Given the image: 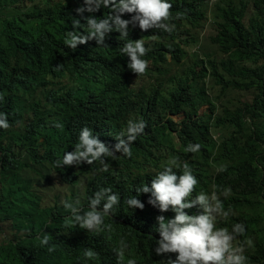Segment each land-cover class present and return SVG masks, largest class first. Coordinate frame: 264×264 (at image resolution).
<instances>
[{
	"label": "trees",
	"instance_id": "16d2710c",
	"mask_svg": "<svg viewBox=\"0 0 264 264\" xmlns=\"http://www.w3.org/2000/svg\"><path fill=\"white\" fill-rule=\"evenodd\" d=\"M211 4L179 0L170 10L175 30H157V37L170 49L174 68L164 60L153 64V84L128 82L121 90L96 91L82 89L79 83L62 85V72L75 77L94 68L123 80L128 67L116 34L105 45L92 40L75 51L65 46L67 32L87 31L86 20L76 12L85 6L84 0H0V113L7 114L11 125L0 129V221L7 214L23 224L28 217L39 224L38 232L0 244V264H117L115 249L121 240L128 245L124 264L130 258L137 264L175 259L176 254H164L165 260L156 254L160 212L148 203L150 193L136 192L170 157L188 163L200 189L211 193L215 186L224 209H231L217 227L231 231L234 224L243 223L245 235L235 243L251 239L252 247L246 246L244 253L247 264H264V0ZM109 13L101 7L83 16L103 18ZM203 18L210 21L211 48L201 56L203 46L191 61L181 63L185 45H200L195 30L204 28ZM73 19H80L79 29ZM230 91L244 98L219 105ZM181 111L183 118L175 120L172 115ZM129 119L156 125V135L146 133L131 144V158L121 153L106 158L108 171H99L96 162L55 166L65 152L75 150L83 127L113 146ZM190 143L199 144L200 151L186 152ZM224 165L226 171H216ZM142 166L148 168L139 170ZM46 181L50 188L61 187L56 200ZM100 188L120 196L114 214L105 217L112 230L89 233L78 225L65 227L70 211L60 191L69 190L74 199L81 195L80 206L87 209ZM225 189H231L227 198L221 194ZM133 196L145 204L143 210L125 204ZM46 233L49 244L43 245L40 238Z\"/></svg>",
	"mask_w": 264,
	"mask_h": 264
},
{
	"label": "clouds",
	"instance_id": "9594fccd",
	"mask_svg": "<svg viewBox=\"0 0 264 264\" xmlns=\"http://www.w3.org/2000/svg\"><path fill=\"white\" fill-rule=\"evenodd\" d=\"M178 1L84 0L85 6L77 8L76 12L86 20L87 31L67 32L64 39L65 46L75 51L79 45L87 44L92 40H95L98 45H105L111 35L116 34L119 52L125 56V64L128 69L123 80H116L94 68H86L75 77H72L68 70H64L60 77L61 84L79 83L82 85V89L96 91L112 87L121 90L128 82L153 84L154 73H151L150 70L153 64L161 63L164 60L169 66L171 65V68H174L172 53L169 48L164 47L165 44L160 42L157 30L168 33L175 30V25L169 23L172 18L170 10L178 4ZM101 7L104 11L110 12L106 17L83 16L85 12L96 13ZM181 18L182 16L178 14L177 19ZM200 22L203 23L204 28L210 23L204 18ZM81 25L80 19H73L75 29H79ZM198 39L200 45H196L198 48L194 51L203 49L202 36L198 35ZM106 51L111 53L109 45L106 46ZM193 52L190 53V56ZM186 55L181 63L189 61L186 59ZM153 56L160 57L161 60L154 59ZM59 67L62 65L57 68ZM3 99V95L0 94V101ZM183 114L184 112L181 111L172 117L178 121L183 118ZM176 115L180 118L176 119L174 117ZM155 126V124L147 126L143 120L129 119L126 129L112 141L113 146L102 142L99 134L94 135L90 128L83 127L78 142L74 145L75 150L65 152L63 159L57 160L55 166L72 167L85 162L93 165L96 162L101 166L99 171H108L110 165L106 158L116 159L117 153L131 158L133 155L131 144L146 133L156 135L152 132ZM10 127L7 114L0 113V129L7 130ZM56 127H62V125L57 124ZM217 136V133L215 136L213 135L214 138ZM200 148L199 144L190 143L185 151L195 154L200 151ZM138 168L141 170L148 167ZM226 170V165L216 169L217 172ZM210 173L212 174V172ZM79 186L83 192L84 186L82 184ZM213 187L214 190L211 193L200 189L196 172L189 168L188 163H182L179 157H170L161 165V168L153 169L150 178L146 180V185L136 189L137 194L150 193L148 203L160 212L157 217V232L160 238L156 240L155 252L157 255H161L164 260V254H176V258H169L166 264H247L245 248L246 246L252 247V240L245 239L239 244L235 243L238 237L245 235L246 228L243 223L234 224L231 231L227 227H217V225H221L219 220H226L229 217L231 209L227 211L224 209L215 186ZM230 191L231 189H225L221 194L227 198ZM60 193L59 198L62 199L64 208L70 211L68 215L70 217L66 218L65 227L78 225L89 233L112 230L111 224H105V217L114 214L115 206L120 204V196L114 194L111 188H100L96 191L94 197L89 200L87 209L80 206L81 195L74 199L69 190H63ZM50 194L51 199H57V196L54 197L52 192ZM125 204L131 209L143 210L145 208V204L136 196L127 198ZM1 217L0 229L8 230L9 234L0 244L11 242V240L18 241L25 233L38 232L39 230V224L29 217L25 219L24 224L16 217L7 214L1 215ZM6 217H8L7 220H5ZM40 239L43 245L49 244L47 233ZM127 247L124 240H121L119 247L115 249L117 264H124ZM52 250L49 248V251ZM92 255L93 253L90 251L87 253L89 258ZM126 264H137V261L130 258Z\"/></svg>",
	"mask_w": 264,
	"mask_h": 264
},
{
	"label": "rangeland",
	"instance_id": "374dc122",
	"mask_svg": "<svg viewBox=\"0 0 264 264\" xmlns=\"http://www.w3.org/2000/svg\"><path fill=\"white\" fill-rule=\"evenodd\" d=\"M216 0H213L212 1V4L213 5V2H215ZM200 32V35L202 36V42H203V46L206 48L205 50L203 51H200V54L201 56H203V54L211 48V45H210V41H209V35L212 33L211 31V26L210 25H206L204 29H201V27H199L197 30H195V33H199ZM198 47H193V46H185V49L188 51L187 52V55H186V59H188L189 61L192 60V57L190 56V53L193 52L194 50H196ZM212 91V90H211ZM213 94H216L215 90L212 91ZM243 99V95L241 93H237V92H233V91H230L228 92V94L223 97V99H221L220 101H218L219 105H222V104H229L230 102H235L237 103L238 99ZM229 101V102H228ZM207 109V106H204L201 108V113L204 112L205 110ZM176 119H179L180 117H178V115L174 116ZM32 175H34V172L32 173ZM47 187L50 188L51 184L50 182H47L46 181V185ZM61 189V187H54V188H50V191L55 195L59 190ZM1 223V221H0ZM2 224V223H1ZM9 234V231H4V230H1L0 229V242L4 241L5 238L7 237V235Z\"/></svg>",
	"mask_w": 264,
	"mask_h": 264
}]
</instances>
